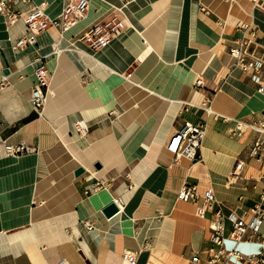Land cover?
I'll use <instances>...</instances> for the list:
<instances>
[{"label": "crops", "instance_id": "crops-1", "mask_svg": "<svg viewBox=\"0 0 264 264\" xmlns=\"http://www.w3.org/2000/svg\"><path fill=\"white\" fill-rule=\"evenodd\" d=\"M86 1L75 25L50 27L19 51L23 23L0 14V264H119L125 250L136 264H205L208 220L178 198L186 184L212 189L226 249L258 252L257 239L229 238L228 216L249 220L264 188V155L250 156L255 133H234L235 120L260 117L264 93L228 49L252 30L264 59V11L248 0ZM42 3L50 19L60 15L63 0H8L23 13ZM112 13L124 28L110 43L81 40ZM37 59L50 73L40 112L30 105ZM184 122L204 128L195 161H173L165 147ZM2 141L32 151L7 155ZM112 201L118 211L105 217Z\"/></svg>", "mask_w": 264, "mask_h": 264}, {"label": "built area", "instance_id": "built-area-1", "mask_svg": "<svg viewBox=\"0 0 264 264\" xmlns=\"http://www.w3.org/2000/svg\"><path fill=\"white\" fill-rule=\"evenodd\" d=\"M252 5L264 11V0H248ZM45 3L35 6L27 12L15 11L8 4V0H0V14L4 17L6 25L11 26L18 20L24 25L25 32L14 44L15 50H21L27 45L36 43L37 36L47 31L50 27H57L64 31L75 25L85 14L87 9L86 0H63L61 13L58 17L50 19L44 13ZM124 28L122 19L115 13L106 19L91 26L81 37L90 47L99 48L110 43V41ZM245 28V27H244ZM145 42V39H143ZM228 49L229 56L234 59L235 65L248 73L251 80L257 85V92L264 93V59L258 53L259 43L255 32L247 30V35L237 38ZM59 50L54 46V53ZM35 82L31 90L30 105L36 112H40L45 105L49 84L50 73L41 59H37L34 65ZM4 79L0 81V88L4 85ZM202 79L197 78L194 85L202 86ZM202 106L209 110V101L203 102ZM75 128L79 134L87 131L85 121H76ZM246 131L255 133L252 141L250 156L261 159L264 155V108L260 117L251 121L235 120L234 133L242 136ZM204 135V128L199 124L184 122L168 138L166 149L173 155V161L187 159L195 161L198 158ZM4 153L17 156L32 151V148L23 143L10 144L1 142ZM243 167L242 161H237L232 169L231 175L237 177ZM264 167V164H263ZM264 176V174H263ZM180 200L192 203L195 212L200 218H207L210 230L209 245L204 249L206 254L205 264H264V232L261 226L264 223V188L260 191L258 199L250 208V219L238 217L234 214L228 216L231 222L229 238L236 243L242 241L259 240L262 248L256 253H243L236 248L226 249L225 238V216L218 206V202L211 188L200 192L196 185H184L178 192ZM86 229H92L93 223L89 220L83 223ZM192 262L198 263L197 255L191 258ZM137 258L133 251L125 250L121 255L119 264H136Z\"/></svg>", "mask_w": 264, "mask_h": 264}, {"label": "water", "instance_id": "water-1", "mask_svg": "<svg viewBox=\"0 0 264 264\" xmlns=\"http://www.w3.org/2000/svg\"><path fill=\"white\" fill-rule=\"evenodd\" d=\"M97 166V165H96ZM84 169L83 167H78L75 170V175H79L81 173H83ZM118 211V206L115 202H110L108 203L105 207H103L102 209V213L104 214L105 217H110L113 214H115Z\"/></svg>", "mask_w": 264, "mask_h": 264}, {"label": "bare ground", "instance_id": "bare-ground-1", "mask_svg": "<svg viewBox=\"0 0 264 264\" xmlns=\"http://www.w3.org/2000/svg\"><path fill=\"white\" fill-rule=\"evenodd\" d=\"M51 91H52V90H51ZM51 91H50V92H51ZM46 99H47V98H46ZM45 103H46V102H45Z\"/></svg>", "mask_w": 264, "mask_h": 264}]
</instances>
